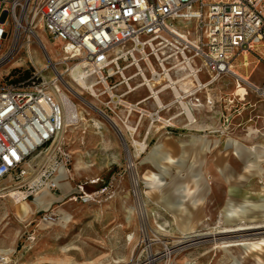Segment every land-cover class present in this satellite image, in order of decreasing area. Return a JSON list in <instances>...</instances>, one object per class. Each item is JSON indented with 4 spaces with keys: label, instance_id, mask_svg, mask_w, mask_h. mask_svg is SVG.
<instances>
[{
    "label": "built area",
    "instance_id": "2783aa9c",
    "mask_svg": "<svg viewBox=\"0 0 264 264\" xmlns=\"http://www.w3.org/2000/svg\"><path fill=\"white\" fill-rule=\"evenodd\" d=\"M38 38L80 61L79 78L108 99L106 116L131 135L146 122L149 137L191 115L211 119L203 83L230 73L240 55L264 59V0H0V60L26 45L33 66L24 80L0 78V198H35L73 181L65 134V94H73L59 71L45 73L52 59ZM38 51L42 66L34 64ZM65 71L75 73L68 64ZM258 91L264 96V81ZM100 180L78 182L65 201H95ZM57 207L38 212L36 224L57 222Z\"/></svg>",
    "mask_w": 264,
    "mask_h": 264
},
{
    "label": "rangeland",
    "instance_id": "374dc122",
    "mask_svg": "<svg viewBox=\"0 0 264 264\" xmlns=\"http://www.w3.org/2000/svg\"><path fill=\"white\" fill-rule=\"evenodd\" d=\"M45 41L54 49L45 73L52 75L51 70L55 68L71 86V92V88L79 92V96L72 92V98L85 118L76 126L66 128L72 153L73 181L70 185L74 188L78 182L102 181L97 187L95 185L99 189L95 201L83 204L72 200L65 206L57 203L46 208L58 206L60 218L54 223L36 224L34 219L38 212L32 209L33 197L22 200L28 208L27 213L13 198H0V256L8 253L0 264H264V231L244 232L245 228L264 222L257 218L251 224L238 217L246 214L241 212V206L217 213L203 231L193 229L181 213L166 209L173 205L181 208L178 201L189 194L182 185L166 190L172 174L179 172L181 176L189 163L203 152L211 159L215 155L216 135L231 136L224 144L226 147L241 143L250 131L264 135V96L252 86L264 81V59L240 55L231 69L245 80L227 73L216 81L221 90L218 104H215L219 115L212 112V126L200 129L189 122H178L171 132L165 130L145 137L146 122L131 135L117 119L123 128L120 134L102 115L112 116L103 105L107 97H98L88 87H81L72 80V71H65L66 64L73 69L80 61L69 58L61 44ZM27 51L24 45L13 56L0 60V78L17 79L16 70H33ZM37 55L46 61L42 51ZM64 57L67 60H63ZM239 84L246 88L247 94L236 91ZM207 96L203 95V103ZM160 127L159 124L156 129ZM134 140L146 147L139 159H136L139 147L133 146ZM247 147L264 149V140L246 144L238 152L247 156ZM256 154L254 150L251 159ZM130 157L133 168L128 166ZM177 162L174 170L173 163ZM249 163L247 161L240 171H248ZM86 164L92 165L85 167ZM135 181L137 186H134ZM263 188V184L247 185L240 194L245 198ZM174 194L180 198H174ZM226 215L236 221L225 222ZM255 216L264 217V212ZM238 229L246 234H235L234 230ZM218 231H230L231 235L185 245L198 235ZM230 249L236 250V256L225 261L224 253H230Z\"/></svg>",
    "mask_w": 264,
    "mask_h": 264
},
{
    "label": "bare ground",
    "instance_id": "6f19581e",
    "mask_svg": "<svg viewBox=\"0 0 264 264\" xmlns=\"http://www.w3.org/2000/svg\"><path fill=\"white\" fill-rule=\"evenodd\" d=\"M183 31L174 30V37L179 39H184L185 35L182 33ZM40 48L49 55L54 52V49L48 45V43L43 39H37ZM37 53V52H36ZM34 64L39 66L43 65L44 62L39 58L36 54L34 57ZM63 60H67L66 57ZM80 64L74 65L73 69L76 71L80 68ZM79 73H72L73 79L78 80L81 87H88L87 83L84 80L80 79L79 77L82 74ZM230 73L238 76L239 78H243L239 73L230 69ZM245 80V78H243ZM74 81V80H73ZM191 81L187 82L186 87H182L184 89L189 88V84ZM256 90H259L260 84L252 85ZM71 87V86H70ZM203 93H206L207 99L202 104L204 108L209 111L216 112V116H218L217 110H215V104H218V100L220 98V86L216 82H205L203 83L202 87ZM72 92L79 96V92L75 91L73 88ZM91 91L93 89L89 88ZM236 91L239 94L245 95L247 94L246 88L239 84L236 88ZM67 95V96H66ZM66 104V112H65V119L67 122V126L71 127L74 122L80 117V120H84L85 118L82 116L81 112L79 111L78 105L75 103L73 98H71L68 94H65ZM90 106L97 111H100L98 108L90 104ZM188 112L191 113V108L188 107ZM101 113V111H100ZM104 118L112 124L116 128L120 134L123 131L122 125L119 124L117 119L108 117L104 115ZM194 116L191 115L190 124H195L194 127L196 128H207L212 126L213 121L203 120L200 122H195L193 119ZM215 117V114L213 115ZM129 129L132 130L130 124H127ZM118 127V128H117ZM120 127V128H119ZM160 128L159 130H161ZM126 131V130H125ZM218 133V130H215ZM123 136V135H122ZM231 136L227 134H219L215 136V155L209 159L206 156V152L201 153V156L197 158L195 161L189 163L187 170L180 176L179 172L173 173L171 181L168 183L166 190H170L175 186L182 185L184 187V191L188 192L189 194L185 195L184 198H181L178 201V205L181 208H176L174 205L172 207L166 206V209L172 212H179L183 215L186 219H188V224L192 225L193 229L196 230H206V228L212 223L214 217L217 213H220L229 207L235 208L236 206L242 207V213H246L245 215H239L238 217L243 218L245 221H249L251 224L255 223L258 218L261 222H264V217L262 216H255V214L264 212V188L257 189V194H251L246 196L245 198L241 197L240 190L245 188L247 185L259 186L260 184L264 185V149L262 148H254V147H247L248 155L244 156L242 153H239L238 150L246 144L252 143L255 140H264V135H256L254 132L250 131L249 135L246 136V139H242L241 143H238L232 147H226L224 144L226 141L230 140ZM236 138V137H235ZM236 140V139H235ZM133 146L139 147V153L136 155V159L140 158V154L144 153V149L146 148L143 143H139L138 141H133ZM256 150L257 154L254 158L251 159L252 154ZM133 158V156H132ZM250 159V160H249ZM247 161H250L248 164L249 167L248 171H240L244 169V165ZM92 164H86L85 167H90ZM128 166L133 168V162L128 159ZM178 166L177 163H173L174 170ZM97 179H95L96 181ZM94 182V181H93ZM137 181L134 182V186H137ZM192 190V192L190 191ZM190 191V192H189ZM44 191H41L37 194L36 200H42V194ZM174 198H180V195L174 194ZM15 202L20 204L22 207V211L24 213L28 212V208L26 204L20 199V197H16ZM70 200L63 202L62 206L69 204ZM206 215L210 216V218L205 219ZM226 215L225 222H234L236 221L235 218L227 217ZM22 220V218L20 217ZM253 219V220H252ZM188 229V225L186 226V230ZM260 229L264 231V223H261L259 226H250L245 228L244 232H256ZM234 233L237 235L246 234L241 232L239 229L234 230ZM231 235L230 231H218V232H210L208 234L198 235L196 238H192L187 241L185 245H190L194 243H199L201 241L207 240H217L219 238L228 237ZM1 255H8V253L1 254ZM207 256V255H206ZM236 256V250L230 249V253H224L223 258L225 261ZM262 261V258H260ZM224 261V262H225Z\"/></svg>",
    "mask_w": 264,
    "mask_h": 264
},
{
    "label": "crops",
    "instance_id": "0c3cea01",
    "mask_svg": "<svg viewBox=\"0 0 264 264\" xmlns=\"http://www.w3.org/2000/svg\"><path fill=\"white\" fill-rule=\"evenodd\" d=\"M68 181H66L64 178L61 180L59 184V192L52 193V191L49 190H42L44 193L42 194V200L37 201L36 197L34 198V202L32 205V209L36 210V212L45 210L46 208L51 207L54 204L62 203L65 201L67 197H69L73 192L74 188L72 185H70Z\"/></svg>",
    "mask_w": 264,
    "mask_h": 264
},
{
    "label": "trees",
    "instance_id": "16d2710c",
    "mask_svg": "<svg viewBox=\"0 0 264 264\" xmlns=\"http://www.w3.org/2000/svg\"><path fill=\"white\" fill-rule=\"evenodd\" d=\"M16 72L18 73V77H17V79L20 81V80H24V79H26L27 77H29V75H30V71L29 70H27V69H25V70H21V69H19V70H16Z\"/></svg>",
    "mask_w": 264,
    "mask_h": 264
}]
</instances>
